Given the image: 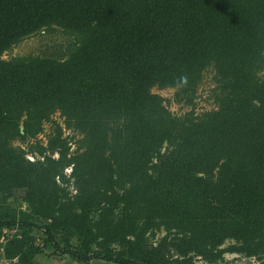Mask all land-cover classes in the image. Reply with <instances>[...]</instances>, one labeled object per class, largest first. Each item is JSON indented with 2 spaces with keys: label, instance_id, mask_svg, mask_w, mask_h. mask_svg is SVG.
<instances>
[{
  "label": "trees",
  "instance_id": "obj_1",
  "mask_svg": "<svg viewBox=\"0 0 264 264\" xmlns=\"http://www.w3.org/2000/svg\"><path fill=\"white\" fill-rule=\"evenodd\" d=\"M55 28L73 39L65 52L2 59ZM209 68L215 106L195 114ZM261 71L264 0H0L4 259L264 256ZM153 88L175 89L173 102L190 110L173 115ZM55 114L79 137L72 151Z\"/></svg>",
  "mask_w": 264,
  "mask_h": 264
},
{
  "label": "rangeland",
  "instance_id": "obj_2",
  "mask_svg": "<svg viewBox=\"0 0 264 264\" xmlns=\"http://www.w3.org/2000/svg\"><path fill=\"white\" fill-rule=\"evenodd\" d=\"M72 42V37L65 35L59 28H55L52 32L41 31L35 35H31L25 39H23L20 43L13 46L10 50L6 51L2 55L3 60H9L14 57H46V56H55L57 53L65 52L66 47L68 44ZM264 74L261 71L258 75L262 76ZM214 72L211 68L207 69L203 75L201 82L196 90L194 96V112L195 114H201L205 111H209L210 109L214 108L213 102V89L215 87L214 82ZM153 94H157L162 98L169 100V103H166L169 111L172 112L173 115L179 116L185 112H188L190 108L185 107L181 103L173 102V95L175 89H162L159 90L157 88H153L151 90ZM53 120L59 124V126L63 129V136L64 137H72L70 140L71 144V151L75 149L74 142H76L79 137L76 134H73L72 131L64 129V125L62 124V119L59 117L58 114L53 116ZM51 123H44L42 133L37 136L38 141L42 144L46 143V140L50 134ZM18 145V143H15ZM23 147H26L24 144ZM28 158H32V156H28ZM70 170V168H68ZM66 173V172H65ZM69 175V173H66ZM20 198L19 196L17 197ZM165 233L163 231L156 233L155 239L151 240L154 242L161 238ZM39 234H36V238L39 239ZM40 240V239H39ZM37 243H39L37 241ZM232 241H226L225 244L222 246L223 248L228 247L231 245ZM52 251H45L43 254L38 255L36 257L38 264H81L76 261H73L70 257L66 255H54L51 253ZM35 259V260H36ZM264 256L259 257H251L247 258L243 255L234 254V253H225L221 261H218L214 264H264ZM195 264H210L203 261L200 257L194 258ZM0 264H6L3 261V258L0 256ZM8 264V263H7ZM15 264V263H10ZM89 264H104L98 261H91Z\"/></svg>",
  "mask_w": 264,
  "mask_h": 264
},
{
  "label": "built area",
  "instance_id": "obj_3",
  "mask_svg": "<svg viewBox=\"0 0 264 264\" xmlns=\"http://www.w3.org/2000/svg\"><path fill=\"white\" fill-rule=\"evenodd\" d=\"M30 161H32V159L31 158H28ZM9 235V231H7V230H4L3 232H2V237L0 238V244H3L4 242H5V237L6 236H8ZM4 254H3V249L2 248H0V256L3 258V261L7 264H10V263H15V261H11V260H7V259H4V256H3ZM202 264H204V263H202Z\"/></svg>",
  "mask_w": 264,
  "mask_h": 264
},
{
  "label": "clouds",
  "instance_id": "obj_4",
  "mask_svg": "<svg viewBox=\"0 0 264 264\" xmlns=\"http://www.w3.org/2000/svg\"><path fill=\"white\" fill-rule=\"evenodd\" d=\"M70 171H71V170H69V169H66V170H65L66 173H70ZM66 173H65V174H66Z\"/></svg>",
  "mask_w": 264,
  "mask_h": 264
},
{
  "label": "crops",
  "instance_id": "obj_5",
  "mask_svg": "<svg viewBox=\"0 0 264 264\" xmlns=\"http://www.w3.org/2000/svg\"><path fill=\"white\" fill-rule=\"evenodd\" d=\"M36 261H37V259H36Z\"/></svg>",
  "mask_w": 264,
  "mask_h": 264
}]
</instances>
